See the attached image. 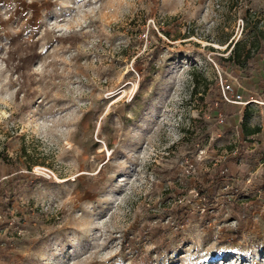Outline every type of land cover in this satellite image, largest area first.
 Here are the masks:
<instances>
[{"label":"rangeland","instance_id":"1","mask_svg":"<svg viewBox=\"0 0 264 264\" xmlns=\"http://www.w3.org/2000/svg\"><path fill=\"white\" fill-rule=\"evenodd\" d=\"M259 42L264 0H0V264H264V105H211Z\"/></svg>","mask_w":264,"mask_h":264},{"label":"trees","instance_id":"2","mask_svg":"<svg viewBox=\"0 0 264 264\" xmlns=\"http://www.w3.org/2000/svg\"><path fill=\"white\" fill-rule=\"evenodd\" d=\"M239 44V43H238ZM237 44V45H238ZM236 45V47H237ZM233 48L230 52V54L223 58V60L225 62L228 63L229 65V70L231 72H234L235 69H239L240 72L242 73L243 68L245 67L246 63L251 60L252 61V69H253V73H247L246 74V80L244 82L245 87L247 88H251L254 89L255 91L258 92V94L260 96H264V92L261 91V89L264 88V46L262 43L259 42L258 45H256L255 47H259L256 51L252 52L251 51V47L248 48H244L241 52H238L237 49ZM250 72V71H249ZM216 105V109L214 111V118L217 117V113L218 111H220L222 109V104L220 102V96L219 94H217V97L215 99H213L211 101V105ZM220 126L226 127L225 123L221 124ZM252 131H246L244 133V135L246 134H251ZM227 165V164H226ZM226 165H218V167L216 168V170L218 171H223L224 169H229V170H233V167H226ZM31 166L29 165V168ZM24 182V183H29V178L28 177H20L19 182ZM216 178H212L211 182L214 183L216 182ZM212 186V184H209L203 188L199 187L198 191L200 193L204 192V190H206V188H210ZM205 188V189H204Z\"/></svg>","mask_w":264,"mask_h":264},{"label":"built area","instance_id":"3","mask_svg":"<svg viewBox=\"0 0 264 264\" xmlns=\"http://www.w3.org/2000/svg\"><path fill=\"white\" fill-rule=\"evenodd\" d=\"M216 90L220 96V102L226 105H238L245 107L251 103L264 105V96H260L257 91L245 87L244 84L233 85L231 81L220 80L216 83ZM264 92V88L261 89ZM225 115L219 113L216 117L217 124H224Z\"/></svg>","mask_w":264,"mask_h":264}]
</instances>
